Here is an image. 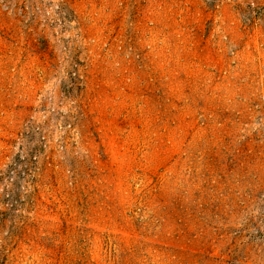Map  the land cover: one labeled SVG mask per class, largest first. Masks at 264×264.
I'll list each match as a JSON object with an SVG mask.
<instances>
[{"label": "rangeland", "instance_id": "1", "mask_svg": "<svg viewBox=\"0 0 264 264\" xmlns=\"http://www.w3.org/2000/svg\"><path fill=\"white\" fill-rule=\"evenodd\" d=\"M0 264H264V0H0Z\"/></svg>", "mask_w": 264, "mask_h": 264}]
</instances>
